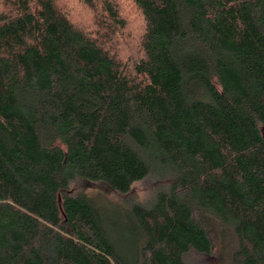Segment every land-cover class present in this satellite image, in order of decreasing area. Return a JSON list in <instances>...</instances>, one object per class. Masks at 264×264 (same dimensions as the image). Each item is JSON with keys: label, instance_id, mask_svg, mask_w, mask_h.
Segmentation results:
<instances>
[{"label": "trees", "instance_id": "1", "mask_svg": "<svg viewBox=\"0 0 264 264\" xmlns=\"http://www.w3.org/2000/svg\"><path fill=\"white\" fill-rule=\"evenodd\" d=\"M63 1L0 0V264H57L41 246L61 237L60 264H186L216 243L264 264V0H129L124 63L117 1ZM150 175L165 186L134 202Z\"/></svg>", "mask_w": 264, "mask_h": 264}, {"label": "rangeland", "instance_id": "2", "mask_svg": "<svg viewBox=\"0 0 264 264\" xmlns=\"http://www.w3.org/2000/svg\"><path fill=\"white\" fill-rule=\"evenodd\" d=\"M63 1V0H62ZM117 5L120 9V17L124 20V27L114 34H112L109 41L107 40L108 46L112 47L114 52H118V55L122 62L126 60L137 59L139 55L140 35L142 32L141 19L129 0H116ZM64 2V1H63ZM63 11L69 14L73 22L79 27L86 28L91 32L96 31L97 28L94 26V22H99L98 16L95 15L93 10H89L80 4H72L70 1L65 4ZM165 186L164 180L155 175H150L145 179L136 182L132 186L133 201L137 203H147L152 198V195L156 190ZM100 197V205L103 208L104 218L106 220H119L118 214L120 212V205L123 203V198L114 193L97 195ZM115 204L117 206H115ZM57 245L60 250L59 254L53 251V248ZM41 250L48 259V261L57 262L60 264L61 260L66 254L65 241L61 238L56 241L48 243V245H42ZM226 250V249H225ZM186 264H230L227 254L220 251L218 244H214L213 250L208 255H202L190 250L184 256Z\"/></svg>", "mask_w": 264, "mask_h": 264}]
</instances>
